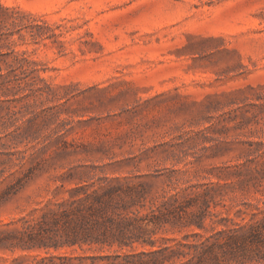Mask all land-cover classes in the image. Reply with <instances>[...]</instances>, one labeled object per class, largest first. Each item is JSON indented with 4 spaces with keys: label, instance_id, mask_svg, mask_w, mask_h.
<instances>
[{
    "label": "rangeland",
    "instance_id": "374dc122",
    "mask_svg": "<svg viewBox=\"0 0 264 264\" xmlns=\"http://www.w3.org/2000/svg\"><path fill=\"white\" fill-rule=\"evenodd\" d=\"M0 53V231L81 165L264 207V0H0Z\"/></svg>",
    "mask_w": 264,
    "mask_h": 264
},
{
    "label": "trees",
    "instance_id": "16d2710c",
    "mask_svg": "<svg viewBox=\"0 0 264 264\" xmlns=\"http://www.w3.org/2000/svg\"><path fill=\"white\" fill-rule=\"evenodd\" d=\"M79 168L80 175L69 169L41 218L0 231V254L22 252L10 264H264L259 200L243 202L237 221L214 210L228 206L207 185L156 192L157 173L99 176L97 166ZM220 217L213 225L223 227L194 230ZM168 227L193 230L180 240L157 239Z\"/></svg>",
    "mask_w": 264,
    "mask_h": 264
}]
</instances>
